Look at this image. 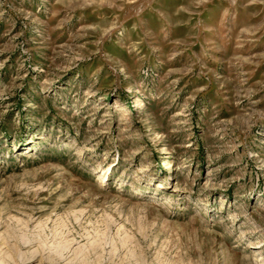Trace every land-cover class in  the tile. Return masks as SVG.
I'll return each mask as SVG.
<instances>
[{
    "label": "rangeland",
    "instance_id": "rangeland-1",
    "mask_svg": "<svg viewBox=\"0 0 264 264\" xmlns=\"http://www.w3.org/2000/svg\"><path fill=\"white\" fill-rule=\"evenodd\" d=\"M110 254L264 264V0H0V264Z\"/></svg>",
    "mask_w": 264,
    "mask_h": 264
},
{
    "label": "bare ground",
    "instance_id": "bare-ground-1",
    "mask_svg": "<svg viewBox=\"0 0 264 264\" xmlns=\"http://www.w3.org/2000/svg\"><path fill=\"white\" fill-rule=\"evenodd\" d=\"M77 237H78V236H77ZM80 237L82 238L83 235H80ZM80 237H79V238H80ZM93 254H94V253H93ZM65 255H66V254H65ZM59 257H60V256H59ZM101 258H102V257H101ZM107 258H108V257H107ZM116 258H117V257H116ZM62 259H64V257H62ZM113 259H115V257H114L113 255L110 254L108 260H100L98 264H106V263L109 264V263H111V262L113 261ZM117 260H118V259H117ZM54 261H55V260H54ZM61 261H62V260H61ZM71 261H72V260H71ZM63 262H66V260L63 261ZM67 262H68V261H67ZM67 262H66V263H67ZM72 262H73V261H72ZM57 263H58V262H57ZM88 263H89V262H88ZM91 263H92V262H91ZM113 263H116V262H113ZM113 263H112V264H113ZM59 264H60V262H59ZM84 264H85V263H84ZM89 264H90V263H89Z\"/></svg>",
    "mask_w": 264,
    "mask_h": 264
}]
</instances>
